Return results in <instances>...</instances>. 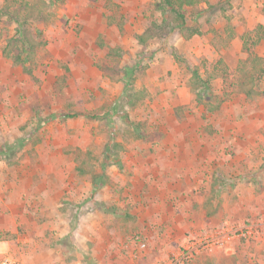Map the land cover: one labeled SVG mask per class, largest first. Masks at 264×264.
<instances>
[{
	"label": "rangeland",
	"instance_id": "obj_1",
	"mask_svg": "<svg viewBox=\"0 0 264 264\" xmlns=\"http://www.w3.org/2000/svg\"><path fill=\"white\" fill-rule=\"evenodd\" d=\"M160 1H38L22 63L0 11V264L163 263L243 225L184 264H264V78L240 79L264 56V0L187 7L189 39Z\"/></svg>",
	"mask_w": 264,
	"mask_h": 264
},
{
	"label": "trees",
	"instance_id": "obj_2",
	"mask_svg": "<svg viewBox=\"0 0 264 264\" xmlns=\"http://www.w3.org/2000/svg\"><path fill=\"white\" fill-rule=\"evenodd\" d=\"M37 1V2H36ZM44 3L46 5L47 0H35L33 2L27 0H20L19 6L10 10L9 6L0 7V11L4 14H8L11 21L17 24L16 31L17 37H13L9 40V44L12 45V55L15 58V61L18 63H22L27 59L30 60L32 58L31 51L34 52L35 41L32 40V35L30 33L29 25L31 24L30 18L34 16L35 12L38 11L37 16L41 15V7L39 6V2ZM212 0H161L160 7L162 12L166 15L167 24L171 27V29H177L178 32L186 39L193 37L196 34L200 33V29L193 24H190L187 19L186 8L190 7L194 10H198L202 3H207L209 6L214 4L211 3ZM50 2V0H49ZM49 5V3H48ZM50 6V5H49ZM46 8V7H45ZM37 30V25L35 26ZM21 42L25 47L23 48L21 45L18 46L16 43ZM28 44V45H27ZM101 45H105L103 41L100 42ZM27 46H31L29 49ZM29 49V52H26V49ZM109 54H121L119 47H110ZM252 68L247 69L249 72H243L240 79L242 80V85L245 84H253L256 82L254 80V76L259 73L261 78H264V56H255L251 59ZM255 61V62H254ZM111 75V74H110ZM194 76L199 78V84L196 88L203 86L205 82L200 79V74L198 68L194 69ZM210 79V78H209ZM211 81V80H210ZM248 89L249 93H252L251 86ZM199 92V91H197ZM201 95L200 93L198 94ZM74 116V115H71ZM8 148V147H7ZM1 153H6V149L1 147ZM78 171L81 173L85 172V168L82 165L77 167Z\"/></svg>",
	"mask_w": 264,
	"mask_h": 264
},
{
	"label": "built area",
	"instance_id": "obj_3",
	"mask_svg": "<svg viewBox=\"0 0 264 264\" xmlns=\"http://www.w3.org/2000/svg\"><path fill=\"white\" fill-rule=\"evenodd\" d=\"M252 234V228L250 225H243L241 227H223L222 229H216L207 231L199 239L192 241L187 245H183L176 259L174 261H163V263L156 264H184L191 259L200 250L214 251L217 248H224L229 245L235 239L248 238ZM133 241L139 243V246L143 249L146 247V242L137 236ZM3 264H13L12 260L8 257L4 259Z\"/></svg>",
	"mask_w": 264,
	"mask_h": 264
}]
</instances>
